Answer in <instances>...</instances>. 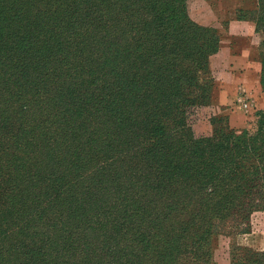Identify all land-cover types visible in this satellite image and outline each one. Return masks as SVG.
<instances>
[{
	"label": "trees",
	"instance_id": "16d2710c",
	"mask_svg": "<svg viewBox=\"0 0 264 264\" xmlns=\"http://www.w3.org/2000/svg\"><path fill=\"white\" fill-rule=\"evenodd\" d=\"M170 1L156 0L159 18L168 16V23L155 29L147 20L152 0H0V70L21 71L20 82L27 84L17 95L36 89L35 98L56 111L37 137L20 145L37 159L31 172L24 178L11 169L8 176L0 173V235L18 234L21 244L41 248L59 234L64 247L49 263L44 257L28 260L26 248L19 254L27 257L9 262L13 254L0 250V264H218L215 244L223 223L232 222L229 234L244 232L250 214L264 207V147L258 143L260 136L264 140V119L252 135H237L217 117L212 134H196L192 115L211 104L214 84L213 76L201 81L196 70L208 71L221 38L218 28L191 17L187 0ZM140 5L146 16L133 26L139 10L143 14ZM238 17L253 20L256 32H263L256 14L240 8ZM53 25L57 30L49 29ZM61 25L70 30L68 44L65 30L58 32ZM79 35L84 38L77 41L85 43L77 53L81 61L94 58L91 69L100 67L94 71H112L106 53L137 54L125 58L133 65L105 75L99 92L86 94L88 102H100L88 114H81L78 91L57 77L52 81V71H72L65 61ZM162 37L164 57L175 61L164 80L160 70L142 71L145 42L160 43ZM129 39H135L130 46ZM261 60L264 88V53ZM52 140L57 157L51 156ZM90 157L96 160L93 181L62 189L58 180L69 171L78 178L74 170ZM25 196L29 203L16 210L13 201ZM67 198L71 218H38L60 213ZM89 212L94 215L87 219ZM125 235L133 242L122 241ZM229 252V264H264V252L234 245Z\"/></svg>",
	"mask_w": 264,
	"mask_h": 264
},
{
	"label": "rangeland",
	"instance_id": "374dc122",
	"mask_svg": "<svg viewBox=\"0 0 264 264\" xmlns=\"http://www.w3.org/2000/svg\"><path fill=\"white\" fill-rule=\"evenodd\" d=\"M188 4L190 5V0H187ZM238 2V0H235ZM163 5H165L167 2L164 0L162 2ZM245 11L251 16H254L256 14V17H259L261 28L263 30L262 33H256V54L261 58V55L264 53V6L261 5L260 0H239V2ZM237 3V4H238ZM172 5V0L170 1V6ZM149 6V19L147 20L153 25V27L156 29L157 27L166 26L168 23V20L166 19L168 16H165L162 14L161 18H159V11H158V2L156 3V0H152V2L148 3ZM139 9H143V14L139 13L136 15V17L133 20V26L140 25L143 22V16H146L145 7L140 5ZM190 9V8H189ZM163 11V10H162ZM165 12V11H164ZM166 13V12H165ZM172 14V13H171ZM170 14V15H171ZM99 15H104L103 12H99ZM160 24V25H159ZM57 30L56 26H50L49 29ZM219 29V28H218ZM64 31V40L66 41V44H68V41L72 38L70 36V30L69 28L62 26L58 29L59 33H62ZM165 31V30H163ZM162 31V32H163ZM221 31V30H220ZM220 38L223 37L222 31L220 32ZM134 34L137 35L138 28L133 29ZM77 38H84V35H79L75 38L74 45L69 47L68 57H71L68 61H65L66 64V70L69 67L72 71H52L53 76L52 81H55V78L57 77L60 82L64 83V85L67 87V89L71 91H78L77 97H82L84 106L82 107V113L89 112V109L92 107H99L100 102L92 101L88 102V98L86 97V94L91 95L93 92H99L100 87L98 83L103 79V77L106 75H109V72H117L122 71L125 69L128 65L131 66L133 63H129L125 60V58H133L135 59V56L127 57L123 52H116L113 53L112 56L109 55V53L105 54V63L107 61H111L110 64H106L107 67H111L112 71H94L97 69H100V67H94L91 69V66L93 65L94 58H85V60H80V55L77 53L83 48V45L85 43V40L83 43H79L77 41ZM88 39V37H87ZM151 39V38H148ZM135 39H129L126 41L127 45L130 46L131 43ZM166 41V37H162V42L159 43L158 39H151L147 40L145 43H147V48L144 53L143 58V65H145L142 69V71H158L162 74L160 75V79L164 80L168 73L174 69L175 61L173 58L169 57V59L164 57V54L167 53V50H165L163 47L165 46L163 42ZM163 45V46H162ZM221 46V44H220ZM162 47V48H159ZM161 49V54L159 57L158 50ZM220 49V48H219ZM219 52L217 50L215 53L211 54L209 56V62L210 66L208 71H201L196 70L200 76L201 81L205 79V75L207 76L206 80H209V74L213 76V87H212V97H211V104L207 105L204 104L201 107H197L196 111L194 112V115H192L191 122L194 126L195 132L197 135H206L209 136V134L213 133L214 130V124L212 122L213 117L219 118L224 124L227 122L231 127H233L236 130L237 135H244L246 131H249V133L252 135L258 130V126L261 124V121L264 119L263 112L264 107L261 106L259 100H257V94L250 96V94L245 95L250 98H254L255 103L252 105H248L247 102H236L233 104V106L228 109H220L214 104V93L215 88L217 87V77H216V71L220 68L222 63L224 62V55L222 57H215V55ZM158 60V63L156 64V61ZM193 72V71H192ZM204 72V73H202ZM21 71H1L0 70V160L1 162V170L0 173L8 176L9 172L11 170L14 171L18 176L31 172L32 168L36 166L37 159L31 158L30 154L34 155L32 152L28 151L27 149L20 147V145L24 144L25 141L28 139H34L37 137V135L45 128L46 126V120L48 119L49 114H51L50 123L52 122L54 115L56 114L55 109L52 107H49L48 105L42 103V101H38L37 98H35L38 94L37 90L35 89L32 93L24 94V95H17V91L24 89V87L27 84L26 82H20L21 76L23 75ZM20 77V79H18ZM212 82V81H211ZM36 86H38V83H36ZM17 95V97H16ZM33 97V98H30ZM260 97H264V89L262 94H260ZM25 99L31 100L26 101ZM80 101V100H79ZM80 101V103H83ZM254 102V101H253ZM202 103V102H201ZM200 104V103H198ZM201 105V104H200ZM70 112V110H69ZM77 114V113H76ZM194 116V117H193ZM233 116L237 123H241V120L244 119V126L242 129H238L235 126H233L230 122V117ZM2 117H5L9 120L8 124L3 123ZM264 134V130H263ZM264 137V136H263ZM261 136L259 137L258 143L263 145L264 147V140L262 141ZM54 141L52 140V143L50 144L51 147V156L57 157L58 151L54 149L53 145ZM41 145L47 146L46 143H42ZM264 151V148H262ZM37 150V154H38ZM43 153V152H42ZM41 155V154H39ZM38 155V156H39ZM49 154L46 153V156ZM37 156V157H38ZM96 160L94 157L89 158V164L78 167L76 170H74L75 174L78 175V178H76L74 175L71 174V171L67 172L65 174L64 179H59V184L61 185L62 189L66 188L68 184L71 182L76 183L77 185H86L89 182L93 181V169L91 167L95 164ZM6 163V164H5ZM13 163V164H12ZM88 167V168H86ZM11 169V170H10ZM91 169V170H90ZM80 180H85L84 182ZM16 181H13V183ZM20 191H26V192H32V189H20ZM4 191L0 189V195L3 194ZM66 193V190L64 191ZM41 195L53 198L54 195L46 194L44 195L41 193ZM8 199V197H7ZM15 203L16 210L24 207L29 203L28 197H18L15 198L13 201ZM66 204L64 208L60 209V213H45L44 216L41 214V217L38 218H50L55 217L57 214H62L64 217L71 218V205L72 201L67 198L64 201ZM264 202V200H262ZM94 214L88 213L87 219L91 218ZM37 217V216H36ZM75 215L73 216V218ZM38 218L36 220H38ZM73 221V220H72ZM70 224L71 225V222ZM224 226L220 228V233L218 235V239L216 240V250H215V257L218 262V264H229L230 263V249L234 245V247H248L253 252H264V207L258 208L254 210L249 217V220L245 224V230L244 232H237V233H231L229 234L227 231H234V227L232 226V222H224ZM38 231H42V228H40ZM3 232L2 230L0 231ZM58 233V231H56ZM40 234L35 235L34 238H39ZM80 235H78L79 237ZM126 237L122 238V241L127 240L130 242H133L130 237V235H125ZM63 235H57L53 240H50L48 244H43L41 248H37L35 245H23L21 244L19 240V236L17 234L16 236L10 235V234H1L0 235V250L2 254L6 255H12L13 258L9 260V262H16L15 256L20 257H27L26 254H19V251L23 248H26L29 250L28 252V260L29 257H44L45 261H53L55 259V256L57 255V250L62 251L63 246L61 245V241ZM55 243V245H53ZM81 243V240L79 241V244ZM9 249V250H8ZM57 249V250H56ZM56 250V251H55ZM80 248H78V251ZM13 262V263H14ZM35 264H47L44 262H38Z\"/></svg>",
	"mask_w": 264,
	"mask_h": 264
},
{
	"label": "crops",
	"instance_id": "0c3cea01",
	"mask_svg": "<svg viewBox=\"0 0 264 264\" xmlns=\"http://www.w3.org/2000/svg\"><path fill=\"white\" fill-rule=\"evenodd\" d=\"M238 2L235 0L189 2L191 17L196 22L219 28L223 33L219 52L215 55V57L224 55V62L215 70L218 85L215 88L214 104L220 109H228L236 102H247L249 106L254 104L256 99L249 100L248 94L252 97L257 94L258 103L264 107V97H260L264 89L263 62L255 52L256 23L238 17V11L242 6ZM230 122L238 129L244 126V119L239 124L231 116Z\"/></svg>",
	"mask_w": 264,
	"mask_h": 264
}]
</instances>
